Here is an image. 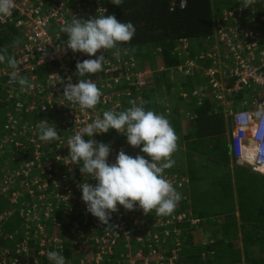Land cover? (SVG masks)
I'll list each match as a JSON object with an SVG mask.
<instances>
[{"label":"built area","instance_id":"2783aa9c","mask_svg":"<svg viewBox=\"0 0 264 264\" xmlns=\"http://www.w3.org/2000/svg\"><path fill=\"white\" fill-rule=\"evenodd\" d=\"M112 1L14 0L15 7L11 16L0 18V28L13 26L14 29H18V33H16L18 34V43L9 46L12 51L9 54H4L5 60L0 62V77L4 80L2 84L6 88L7 97L12 99L15 93L19 92L34 97L36 100L28 107L23 103H17L15 105L16 110L18 112L27 110L32 114H36L37 128L41 127V121L54 124L61 137L54 142H43L40 139H35L34 136L30 139L36 150L39 151L40 148L44 149L46 147L54 152L52 159L45 160L50 156L46 151V156H43L41 162L31 163L32 166L28 167L31 168L30 170L42 171L46 174L47 180L53 186L59 185L57 182H62L61 178L65 180L67 178L65 177L66 174L70 176V173L74 171L78 172L79 179L84 178V176L79 177L81 174L79 168H77L79 165L65 159L68 156V138L78 133L93 120L102 118L105 111L117 113L122 107V98L131 94L132 87L137 89L146 88L150 85L151 78L154 75L150 71L136 72L135 63L127 50L128 47L120 45L118 56L115 54L116 50L103 53L106 63L101 71L82 77V79L95 82L101 91L100 101L94 109L81 110L78 105L68 102L62 96L65 83L72 82L75 84L78 82V77L75 75L76 63L89 59V57L79 53L74 55L70 51L66 54L57 51L67 40L62 28L74 16L88 19L95 15H103L104 12L106 15H110L108 7ZM255 6V1L244 3L234 6L230 10L224 9L213 17L212 41L218 55H224L221 59L222 62L216 64V67H218L216 70L208 69L206 71L203 68L204 66L199 63L195 64L192 61H186L187 65L181 70L186 77L193 78L195 75L200 74L207 82L210 78L209 88L196 93L198 106L209 94L215 96L218 101H224L226 93L238 96L239 92L244 89L250 91V101L243 103L242 109L229 113L232 122L230 150L236 166H247L252 171L260 173L262 168L264 170V16L257 18L254 14H251ZM184 7V1L172 3L169 11L172 13L176 9L182 10ZM208 39L206 37L203 41L207 42ZM190 45V40L181 39L176 45L175 52L179 56L183 55L188 58ZM45 52L47 55H44ZM99 54L98 52L97 55ZM202 56L206 57L205 55ZM8 58L15 61L17 76L27 78L28 85L23 86L20 90H17V81L11 79L13 69L7 63ZM40 69H45V77L38 76ZM219 77L224 78L227 82L229 81L230 87L226 88V82L219 81ZM223 110L225 113L226 110L224 108ZM50 116H55L58 122L52 123V121H49ZM17 125L18 121L10 117V122L5 129L9 127L15 129L11 136L19 134V131L28 132L31 129L28 125ZM105 135L101 134L94 137V139L103 142V136ZM116 135L117 133L109 141L103 142L111 145L109 163H114L117 153L120 151L126 153L129 147L127 145H115ZM10 138L0 143V147L7 141H11ZM85 139L88 138L85 137ZM250 145L254 146V153L252 160L248 161L245 151ZM16 146L18 145L16 144ZM1 171L0 169V176H2ZM10 177L12 183L9 186L16 187L18 185L19 188L14 193L15 199L12 198L11 200L13 202L18 201L21 189L27 190V186H29L27 182H30L31 186L36 185L38 187L41 181L38 177V179L33 178L24 181L25 184H22L21 181L17 184L13 176L10 175ZM92 183L95 184L96 181L93 180ZM76 201L78 206L85 211L82 214L83 217L89 215L85 210L81 197H77ZM47 204L52 206L51 202H47ZM25 209L28 210L29 208ZM65 209L72 210L73 204L67 203ZM126 214H130L129 219L126 218ZM145 216L142 210L126 212L121 208L113 214L110 221L113 227L105 228L95 219L96 223L103 229L102 233H98V229L95 230L85 223L79 224V228L69 231L71 240L77 239V243L83 242L86 244L85 250L79 256V264H166L165 259L161 256H157L155 260H152L139 252L135 253L133 251V241L138 243L142 238L140 235L134 236V234L144 228ZM87 218L84 217V219ZM163 225V223L155 224L157 227ZM38 230L37 225L23 233L24 237L21 238L17 249L25 258L22 263L17 264H42L38 258L34 259L32 263L27 260L32 249L37 250V253L40 254L41 252H49L43 249L45 246L52 249L54 247L62 248V240L57 236H54L51 240L41 241L36 247L34 242ZM124 251L128 252L126 259L122 254ZM7 255V252L0 253V264H15L7 260ZM45 262L50 264L47 256ZM167 263H171V261ZM65 264H69V262L65 260Z\"/></svg>","mask_w":264,"mask_h":264},{"label":"trees","instance_id":"16d2710c","mask_svg":"<svg viewBox=\"0 0 264 264\" xmlns=\"http://www.w3.org/2000/svg\"><path fill=\"white\" fill-rule=\"evenodd\" d=\"M182 1L185 3L184 9H176L172 13L169 11L172 3H180ZM243 1L245 0H214V5L213 0H113L109 4L108 11L110 15H114L117 20L131 22L134 25L135 34L133 39L127 44H122V46L130 47V51L135 54L140 64L143 65L146 59L144 55L146 54L144 50L145 46H153L159 52L166 68L176 66L180 59L174 56L172 52L176 51V45H178L179 40L190 39L194 42L189 55L190 60L205 66L206 60L202 55L208 53L212 47L203 44V39L210 37L213 32V8L217 7L218 10L220 9L219 11L223 9L230 10ZM255 10L254 14L257 15L259 9L255 8ZM219 11H215V13ZM251 14L253 13L251 12ZM16 33H18V29H14L13 26L0 28V54H9V52L12 51V49H9L11 43H18V34ZM197 79L198 75L194 76V80L187 77L181 84L184 88L189 89L191 87L190 83H192V81L196 82ZM3 81V78L0 77V143L10 138L15 130L13 127L5 129L10 122V117L18 121L17 126L23 124L24 121H27L29 118H31V122L28 126H37L36 114H32L27 110L18 112L15 108L17 103H23V105L28 107L36 99L24 95L21 92L15 93V96L9 99L5 95L6 88L3 87ZM170 81L168 74H165L161 78L156 79L155 84L157 89H159V82H163V85L167 89H170V87L173 86ZM16 87L18 88L17 90H20L23 86L17 81ZM136 89L137 88L132 87L131 102L138 101V93L135 92ZM160 96L161 94L159 93L158 95L155 94L153 96L143 97V104L146 110H152L157 114L165 116V111L158 107L157 101ZM237 97L240 98L239 100L247 103L251 99L250 91L242 90L238 96H234L235 99H238ZM230 98L231 96L229 99ZM229 99L226 101H229ZM185 105L186 104L183 106ZM173 106L172 112L174 117H172V119L168 117L165 118L168 119L171 126L178 128L179 122H177L176 119L182 116L178 113L181 107L174 103ZM184 108L188 115H191V124L195 130L194 134L189 135V139L193 140L191 142L193 149L204 143V141L201 140L202 138L217 135L212 133L215 131L214 122L216 116L214 117L211 113V104L205 103L201 108H193L190 106ZM121 111L122 107L117 113ZM221 115V112H219V117H222ZM22 120L24 121L22 122ZM219 121H222V119L220 118ZM55 122H58V119H56ZM114 134H116L114 131L107 133L103 136V142L109 141ZM13 137L16 138L15 141H7L0 147V158L2 160L0 163H5L4 169L9 167L7 169V174L13 173V169L22 171L23 168H28L30 166L29 163H32L30 160L33 158V152L36 150L31 140L18 136H11L10 139ZM36 138L38 139L39 137L36 136ZM115 140V145L126 144V139L122 135L117 134ZM16 144L18 146H16ZM130 150L133 153L130 156L140 154L139 149L130 147L127 153L128 155L130 154ZM217 150V154L223 157L225 148H223L222 141L221 143L217 142ZM39 151L42 157L46 156V151L50 154L45 160H50L54 156V152L48 150L46 147L44 149L40 148ZM200 154L201 158H203L205 153L200 152ZM210 160H212V157L207 156V158L205 160L202 159L198 165L192 163L186 176L189 181L187 183L191 184L195 183L196 180L200 181L203 178H209L206 174L210 170L208 169ZM169 169L164 170L163 173L167 180ZM33 172L34 175L32 177L34 179L38 177L41 179L39 185L43 186L46 182V184L50 185L49 187L53 186L51 182L46 179V174L42 171L36 170ZM211 174L212 171L209 175ZM26 180L28 179H26L22 172L21 182ZM15 181L17 183L19 179ZM179 181L183 183V180L179 179ZM2 182L3 179L2 176H0V184H2ZM81 183L87 182L73 175V178L67 176V183L62 184L61 182L59 186L63 188L69 186L70 193H75L72 196L77 198L81 197L79 188ZM176 183H178V181ZM49 187H47L46 190H49ZM191 188L193 189V184ZM207 189V191L211 189V192L205 194V196H208L203 201L201 208L196 206L194 200L198 197H205L204 195L201 196L200 193L196 192L198 196L195 195L193 196V200H190V206L193 207V217L187 216V210L184 211L185 214L179 216L174 214V210L167 216H159L154 210L148 213L144 219V228L140 232L134 234V236L140 235L142 238L138 243L133 241V251L135 253L139 252L152 260H155L157 256H161L165 259L164 262L166 264H264V176L246 169H240L234 175V183H231V180L227 179L220 183L211 184V187ZM11 190L13 191V189ZM16 190H19L18 185L16 186ZM175 190L181 193V186L179 187L176 185ZM53 194L54 192H51V195ZM4 197L0 189V253L7 252L8 255L6 258L11 263L17 264L23 262L25 257L22 253L18 252L17 248L21 242V238L24 237L23 233L29 231L31 227L37 225L39 227L36 234V241L34 242L36 247H38L41 241L53 235L60 238L62 240V248L54 247L52 249L45 246L43 249L60 252L69 264H79V256L85 250L84 247L86 246L83 242L79 243L81 248H78V243H76V245L72 244L73 240H71V233H69V231L79 228V224L82 225L85 223L89 227L92 226L91 228L95 230L98 229V233L103 232V229L96 223V218L89 214L85 215L84 217L88 218L84 219L83 215L78 212L76 206H73L71 212L66 209L63 210L64 206L72 202L73 198H70L67 203L62 201L65 205L64 203H59L58 210L54 211L52 216H45L43 212H40V207L38 205L37 207H33V205L40 201L38 197L34 201L33 199H28L30 202L28 210H31L29 212L24 208V205L22 206L21 198L13 202L10 201L12 199L8 198L10 200H6ZM74 201H76V199H74ZM62 213H64L63 217ZM234 213L235 216L233 217L232 215ZM208 214H210V217ZM206 215L208 217H205ZM219 216L220 218L217 219V223L212 221ZM126 218L129 219L130 214H126ZM179 219H182V221H178ZM191 219L197 220V224H190ZM170 220L176 223L173 228L170 227ZM146 221L151 225L147 226ZM205 221V225H208L211 231L208 232L207 237L202 238L199 242H195L193 232L198 227H201ZM157 223H163L164 225L157 227L155 226ZM213 223L215 224L212 225ZM153 225L155 227H152ZM47 226L50 227L49 235L47 232H44V229L47 231ZM175 228L181 230L180 234L178 232L175 233ZM168 230L173 231V236L178 234L180 241H169L165 239L161 243H158L157 241L160 238V234ZM165 247L168 249L166 250ZM36 253L37 250L32 249L29 252V258L27 260L32 263L34 259L38 258L42 264H46V262H43L39 257L35 256ZM122 254L126 259L128 252L124 251ZM174 259L176 260L172 262ZM169 261H171V263H167Z\"/></svg>","mask_w":264,"mask_h":264},{"label":"clouds","instance_id":"9594fccd","mask_svg":"<svg viewBox=\"0 0 264 264\" xmlns=\"http://www.w3.org/2000/svg\"><path fill=\"white\" fill-rule=\"evenodd\" d=\"M245 2L250 3L251 0ZM14 7V0H0V18L11 16ZM62 31L67 40L57 51L89 57L76 63L78 82L65 83L62 96L81 110L94 109L100 101L101 91L95 82L82 77L102 70L106 63L105 51L116 50L118 56L119 46L133 39L135 27L131 22H122L104 12L88 19L74 16ZM4 60L5 56L0 55V62ZM7 63L13 69L11 79L21 86L26 85V78L17 76L15 61L8 58ZM130 104L131 107L118 113L105 111L102 118L93 120L67 140L68 156L65 159L79 165L83 176L96 181L94 185L88 182L79 185L85 210L105 228L113 227L110 221L121 208L126 212L142 210L145 215L154 210L159 216H167L180 199L163 175L164 170L174 164L171 159L177 147L174 129L165 116L146 110L135 102ZM110 131L125 137L126 143L133 149H139L140 154L130 156L120 151L115 162L109 163L111 145L94 137ZM60 138L54 124L41 121V141ZM47 259L50 264H65V257L58 251H49Z\"/></svg>","mask_w":264,"mask_h":264},{"label":"crops","instance_id":"0c3cea01","mask_svg":"<svg viewBox=\"0 0 264 264\" xmlns=\"http://www.w3.org/2000/svg\"><path fill=\"white\" fill-rule=\"evenodd\" d=\"M252 1H255V3H256L255 8L259 9L257 15L254 14L256 11L255 8L252 9L253 10L252 13L254 14V16L257 18L264 16V0H251V2ZM244 3H246V2L243 1L242 3H240L236 6H239V5L244 4ZM212 13H213V17H215L217 15V13H214L213 11H212ZM213 17H212V21L214 20ZM208 38L209 39L207 42L203 41V44L210 45L212 47L208 53L204 54L206 56L205 57L206 65L203 68L206 71L208 69H215L216 70L218 68V67H216V64H219L220 62H222L221 59L224 56L223 54H221L220 56L218 55L217 50L214 47V44L212 41V35ZM217 49L219 50V48H217ZM189 51H191V50H189ZM172 53L174 56L178 57L180 59V61L177 59L178 64L176 66L166 68L163 61H162V58H161L159 52H158V55L154 58V62H152V63H150V65L146 66V63H143V65L140 64V62L138 61V58L131 51L130 56L135 63V67H136L135 71L136 72H138V71L139 72L150 71L152 74L154 73V75L151 78V82H150L149 86H147L146 88L136 89L135 92L138 93V101L135 102V104L144 106L143 97H146V96L148 97L149 92H151V94L154 92V95L155 94L158 95L159 93L161 94V96L158 98L157 103H158V107L160 106L161 109L163 111H165V117H168L169 119H172V117H174L173 112H172V107L174 108L173 103L175 105H178L179 107H181L180 111L178 113H180V115H182V116L178 115L179 117L176 119L177 122H179L178 128L171 126L174 129V133L177 137V140H176L177 147H176V151L172 154V157H171V159L174 161V164L169 169L168 181L173 185L174 188H176V185H178L179 187L181 186V189H182L181 193L177 192L180 196V199L177 202L176 207L174 208V214L179 216V215L185 214L184 211L187 210V216L193 217V215H192L193 207L190 206V200L191 199L193 200V196H195V189H197V188L207 189V188L211 187V184H214V183H208L206 185V187L200 186L201 184H203V183H200V185H197V186L193 185V189L191 188V184L187 183L189 181H188L186 176H187L188 169L191 166V164L193 163L195 165H198V163H200V161L202 159L205 160L208 155L204 154L203 158H201V154H200L201 151L198 150L201 148V145L196 146L195 149H193V147L191 146V142L193 140L189 139V135L194 134L195 130L193 129V126L191 124L192 123L191 115H188V113L186 112V109L184 107L190 106L193 108H201V107H203V105L205 103H209L212 105L211 113L214 115V117L216 116L218 120L220 118L222 119V121H221L223 124L222 128L217 129V130H220L222 133L217 134V135L220 136L222 139V144H223V148H225V153H224V156L222 157V160L220 161V167H219V178L220 179H219L218 183H220L224 180H227V179H230L231 183H234L235 173L240 169L245 170L244 169L245 166L244 167L236 166V164L233 160V157L231 155L230 137L232 135V122L229 120V118H230L229 113L235 112L237 109H242L243 108V102H240V107H237L235 104H232V102L230 100L229 101H218L215 96L209 94L208 97L204 98V100L202 101V104L200 106H198L197 105L198 104V97H197L196 93L199 92L200 90H206V88H209L208 83L210 81V78L207 76L209 78V80L207 82V80L205 78L201 77L200 74H197L198 75L197 81L196 82L192 81V83H190L191 87L189 89L184 88L182 86L181 82L182 81L184 82L185 81L184 79L187 77L184 76L181 69L183 67H185V65H187L186 61H192L189 58L190 54L188 53V58H187L183 55H180V56L177 55V53L175 51H173ZM144 55L146 56V59H148V53H146ZM192 62L195 64H198V62H194V61H192ZM203 72H205V71H203ZM165 74H168V78H169V80H171L170 82H171V84H173V86H171L170 89H167L163 85L164 91L161 92L160 90L162 88L159 87V89H157L155 81H156V79L161 78ZM192 80H194V77L192 78ZM218 80L221 82H226L225 83L226 88L230 87V82L229 81L227 82L224 78L219 77ZM229 96L234 97L233 94L226 93L224 96L225 100H228ZM131 98H132V94H130L128 97L122 98V111H124L127 108L132 106L130 104ZM182 104L183 105L186 104V105L183 106ZM233 105H234V107H233ZM167 107L169 108L170 111H167ZM225 107H232V108L227 109ZM223 108L227 112L225 111V113H224ZM219 112H221L222 117H219ZM208 114H209V112H208ZM230 122H231V129H230ZM214 132H212V133H214ZM205 134H207V133H205ZM229 135H230V137H229ZM223 136L225 137V140H224ZM245 154H246V151H245ZM252 158L253 157L247 156L248 161L252 160ZM209 173H211V170H209ZM254 173L260 174L258 172H254ZM179 179L183 180V183H182V181H179ZM177 181H178V183H176ZM209 192H211V191H209ZM217 192H218V190H217ZM180 200H182V201H180ZM208 215L210 217V214H208ZM180 217H183V216H180ZM185 217H186V215H185ZM205 217H208V216L206 215ZM218 218H220V216ZM204 220H207V219H204Z\"/></svg>","mask_w":264,"mask_h":264},{"label":"rangeland","instance_id":"374dc122","mask_svg":"<svg viewBox=\"0 0 264 264\" xmlns=\"http://www.w3.org/2000/svg\"><path fill=\"white\" fill-rule=\"evenodd\" d=\"M213 3L215 5L214 0H213ZM219 10L217 9V7L213 8V12L214 13H215V11H219ZM221 11H219V12H221ZM17 41H18V39H17ZM193 43L194 42L191 40L190 44H193ZM15 44L11 43L12 46H14ZM128 48H130V47H128ZM128 48H127V50L129 51V53H131V51ZM144 50H145L146 53H148V59L144 60V63H146V66H148V65H150V63L154 62V58L158 55V51L153 46H145ZM190 53H191V51H189V54ZM38 76H42V77L44 76L45 77L46 76L45 69H40ZM163 84H164L163 82H159V86L162 88L160 90L161 92L164 91ZM27 85H28V83H26V86ZM148 94H149L148 96H153L154 92L152 94H151V92H149ZM5 95L7 96V91H5ZM237 98L238 99H235L234 97H231L229 100L232 102V104H235L237 107H240V102L244 103V101L239 100L240 99L239 97H237ZM159 108H161V107L159 106ZM167 111H170L168 107H167ZM24 120H22V122ZM229 120L231 121V117L229 118ZM49 121H52V123H56L55 122L56 121V117L55 116H50V120ZM30 122H31V118H29L27 121L25 120L23 125H30ZM214 123H215V132H214V134H221L222 132L220 130H217V129L218 128H222V126H221L222 122L219 121L217 119V117H215V122ZM230 129H231V122H230ZM24 133H26V134H24ZM39 134H40V128H37V127H35L33 125V126H31L30 131H28V132H25V131L22 132L21 131V132H19V134L14 135V136L24 137L27 140H30L33 136H34L35 139H37L36 136L39 137ZM229 137H230V135H229ZM223 138L225 140L224 136H223ZM15 139L16 138L13 137L11 139V141H15ZM26 139H25V141H26ZM7 140H9V139H7ZM201 140H203L204 143L201 144V148L198 149V150L203 152V153H205V154H207L208 156L212 157V160H210V162L208 164V169H210L212 171V174L209 176V172H208L206 175L209 176V178H203L200 181L196 180L195 183H191V186H192V184L197 186V185H200V183H203L200 186L206 187V185L208 183H218L219 182V179H220L219 178V167H220V161L222 160V156L217 154V152H218V150H217V142L221 143L222 139H221L220 136L216 135V136H213V137L211 136V137H208V138H202ZM51 142H54V141H51ZM121 145L129 146L127 143L126 144H121ZM129 148H130V146L128 147V150H129ZM128 150H127L126 154L128 153ZM131 154H133V153L130 150V154L129 155H131ZM42 158L43 157H42L41 152L38 151V150H35V153H33V158L30 161L32 162V164H35V163L41 162ZM0 161H2L1 158H0ZM32 164L29 163V165H32ZM4 165H5V163L4 164L0 163V169L2 170L1 174H2V179H3L2 184H0V186H1L0 189H1L2 193L4 194V196L6 197V198L4 197V199H6V200H10L12 198L15 199L14 193L16 192V187L15 186H9L10 183H12L10 174L13 176L14 180L19 179V181H21V173L22 172L24 173L26 179H33V177H32L34 175L33 171H35V170H30L31 168H23L22 171H17L16 169H13V173L7 174V169L9 167H7V169H4ZM77 168H76V170H77ZM244 169L249 170V168H247V166H245ZM72 171H74V170L72 169ZM76 172L77 171H74L73 173H70V176L68 174V176L73 178V175H75V177L78 178V175H77ZM260 174L262 176H264V172L263 171H261ZM82 176H83L82 174L79 175V177H82ZM65 177H67V174H66ZM46 179H47V177H46ZM61 180H62V183H67V178L65 180L61 178ZM83 180H85L86 182L94 185V183H92L93 179H91V177H89L87 175L84 176ZM17 183H20V182H17ZM21 183L25 184L24 182H21ZM27 183H29V186H27V190L21 189L20 192H19L20 193V197L19 198L22 199V206L24 205V208H29L30 207V202L28 201V199H33V201H34L38 197L40 199V201L37 204L33 205V206L37 207V205H38L40 207V212H43L45 214V216H48V215L52 216L53 212L58 210L59 203H64L62 201H65L67 203V202H69L70 198H73L72 202H70V204L72 203L73 206H76L77 209H78V212L80 214H83V212H85V211L82 210V208H80L78 206L77 201H74V199H76V198H74V196H72V195H74L75 193L74 194H72V192L70 193L69 186H66L65 188L60 187L59 185H55V186L49 187L50 185L46 184V182H45L43 186L38 185V187H36V185L35 186H31L30 182H27ZM57 183H61V182H57ZM47 187H49V190H46ZM11 189H13V191ZM207 190L208 189L197 188V189H195V195L198 196V194L196 193V192H198V193L201 194V196H203V195L205 196V194H207L209 192ZM51 192H54V194L51 195ZM207 196L208 195H206L205 197L195 198L194 203L196 204V206H198V208L202 207L203 201L207 198ZM8 198H10V199H8ZM47 202H51L52 206L48 205ZM64 205H65V203H64ZM69 211L71 212V210H69ZM63 216H64V214L62 213V217ZM232 216L234 217L235 213ZM178 221H182V219H179ZM212 221H215V223H217L216 222L217 218L213 219ZM212 221H211V223H212ZM205 223H206V221L201 225V227H198L193 232V238H194L195 242H199L202 238L207 237L208 232L211 231L209 226L205 225ZM215 223H213L212 225H214ZM146 224H147V226L151 225L148 221H146ZM190 224H192V225L197 224V220L195 221L194 219H191ZM175 225H176L175 221L170 220V227L173 228ZM174 231H175V233L178 232L179 234L181 232V230L178 229V228H175ZM44 232H47L48 235H49L50 234V227L47 226V231L44 229ZM172 232H173L172 230H168V231L162 232L160 234V238H159V240L157 242L161 243L165 239H168L169 241H172V240H179L180 241V238H179L178 234L173 236ZM54 236L55 235H53L51 237H48V238H46V240H51ZM73 241H74V243L72 242V244L76 245L77 239H74ZM77 246H78V248L81 247L79 245V243L77 244ZM165 249L167 250L168 248L165 247ZM36 256L39 257L43 262H45L46 261V256H47V252H41L40 254L37 253ZM175 260L176 259H174L173 261H175Z\"/></svg>","mask_w":264,"mask_h":264},{"label":"bare ground","instance_id":"6f19581e","mask_svg":"<svg viewBox=\"0 0 264 264\" xmlns=\"http://www.w3.org/2000/svg\"><path fill=\"white\" fill-rule=\"evenodd\" d=\"M244 90H246V89H244ZM225 101V100H224ZM226 108V107H225ZM253 153H254V146L253 145H250L248 148H247V150H246V156H248V157H253ZM261 171H263L264 172V170H263V168L261 169Z\"/></svg>","mask_w":264,"mask_h":264},{"label":"flooded vegetation","instance_id":"af4514ba","mask_svg":"<svg viewBox=\"0 0 264 264\" xmlns=\"http://www.w3.org/2000/svg\"><path fill=\"white\" fill-rule=\"evenodd\" d=\"M192 41H193V40H192ZM192 47H193V44L190 45V50L192 49Z\"/></svg>","mask_w":264,"mask_h":264}]
</instances>
